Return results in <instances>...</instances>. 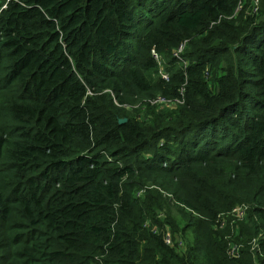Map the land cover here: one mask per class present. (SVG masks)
<instances>
[{
  "label": "trees",
  "instance_id": "1",
  "mask_svg": "<svg viewBox=\"0 0 264 264\" xmlns=\"http://www.w3.org/2000/svg\"><path fill=\"white\" fill-rule=\"evenodd\" d=\"M238 6L0 0V264H264V0Z\"/></svg>",
  "mask_w": 264,
  "mask_h": 264
},
{
  "label": "built area",
  "instance_id": "2",
  "mask_svg": "<svg viewBox=\"0 0 264 264\" xmlns=\"http://www.w3.org/2000/svg\"><path fill=\"white\" fill-rule=\"evenodd\" d=\"M243 1V3H242ZM252 8H253V12H256L258 7H259V0H250ZM242 4H244V0H239V6L237 9H241L242 8ZM5 6L2 8L4 9ZM179 52H181V48L178 49ZM177 50V51H178ZM152 55L155 57V59L158 60V57H156V55L154 53H152ZM174 55L176 56V58H179V56H177L175 53ZM161 77L163 80L167 81L168 80V75L161 71ZM178 103V101H174V104ZM181 103V102H180ZM153 105H159V104H163L166 105L167 107L170 106V102H168L167 100L158 97L157 99L153 100L152 103ZM249 208L247 206H237L235 208H233L230 212L227 213L226 216H228L230 218V225L233 226L237 221H241L244 219L246 213L248 212ZM220 217V216H219ZM226 223L225 221L220 225L221 228L225 227ZM262 238V235H259L257 239H252L250 246H251V252L252 253H259L260 254V247L257 243V241ZM166 242L169 244L170 241L168 239V235L165 238ZM241 248V246H234L229 248V252H230V257L231 258H237L239 257L238 251Z\"/></svg>",
  "mask_w": 264,
  "mask_h": 264
},
{
  "label": "rangeland",
  "instance_id": "3",
  "mask_svg": "<svg viewBox=\"0 0 264 264\" xmlns=\"http://www.w3.org/2000/svg\"><path fill=\"white\" fill-rule=\"evenodd\" d=\"M141 1H146V0H141ZM175 54L177 55V56H180L181 54H182V51L181 52H179V50L178 51H176L175 52ZM174 57L176 58V56L174 55ZM158 62H159V64H160V71H162V69L164 70V69H167L166 67H167V65H166V62H163L161 59H159L158 58V60H157ZM164 63H165V65H164ZM180 63V62H179ZM187 62H185V64H186ZM181 64V63H180ZM183 65V64H182ZM143 101H145V99H138V100H136L133 104H131V105H134V106H130L131 108L130 109H126L125 111H127V112H132V111H134V107H136L135 109H137L140 105H141V102H143ZM132 110V111H131ZM142 117V116H141ZM171 217H172V219H177V216H176V213H175V211H173L172 212V214H171ZM221 218H225V221L226 222H228L229 221V219L226 217V215L225 214H221V216H220ZM234 228L236 229V234H235V236H238V235H240V229L238 228V224L236 225V226H234ZM238 228V229H237ZM167 230H169V228H168V226H167ZM168 233V232H167ZM168 239H169V241H170V243L172 242L173 243V245H175L176 243H178L177 242V240H176V237H175V240H173V238L171 237L170 238V235L168 234ZM177 247V249L179 250L181 247L180 246H176ZM227 254L229 255V257H230V252H229V250H227ZM253 255V254H252ZM264 255V254H263ZM253 259H254V261L256 262L257 260V257L256 256H254L253 255ZM199 264H202V263H200L199 262ZM257 264V263H256Z\"/></svg>",
  "mask_w": 264,
  "mask_h": 264
},
{
  "label": "clouds",
  "instance_id": "4",
  "mask_svg": "<svg viewBox=\"0 0 264 264\" xmlns=\"http://www.w3.org/2000/svg\"><path fill=\"white\" fill-rule=\"evenodd\" d=\"M3 7H4V6H3ZM3 7H2V8H3ZM234 208H235V207H234ZM231 210H232V209H231ZM231 210H230V211H231ZM230 211H229V212H230ZM262 211L264 212V208L262 209ZM227 213H228V212H227ZM227 213H222V214L227 215ZM218 216H221V214H219ZM245 216H246V215H245ZM226 217L229 219L228 222L225 221L226 225L228 224V225L231 227V229H233V226L230 225V218H229L228 216H226ZM218 218H221V217H218ZM244 218H245V217H244ZM221 219H225V218H221ZM226 225H225V227H226ZM225 227H223V228H225ZM220 228H221V227H220ZM257 238H258V237H257ZM257 238H256V239H257ZM253 255H255V253H253ZM259 255L262 256L263 254L260 252Z\"/></svg>",
  "mask_w": 264,
  "mask_h": 264
},
{
  "label": "water",
  "instance_id": "5",
  "mask_svg": "<svg viewBox=\"0 0 264 264\" xmlns=\"http://www.w3.org/2000/svg\"><path fill=\"white\" fill-rule=\"evenodd\" d=\"M125 122H126V120L123 119V120H120V121H119V124L121 125V124H124Z\"/></svg>",
  "mask_w": 264,
  "mask_h": 264
},
{
  "label": "bare ground",
  "instance_id": "6",
  "mask_svg": "<svg viewBox=\"0 0 264 264\" xmlns=\"http://www.w3.org/2000/svg\"><path fill=\"white\" fill-rule=\"evenodd\" d=\"M179 48H181V51H183V46H181V47H179ZM179 48H178V49H179Z\"/></svg>",
  "mask_w": 264,
  "mask_h": 264
}]
</instances>
